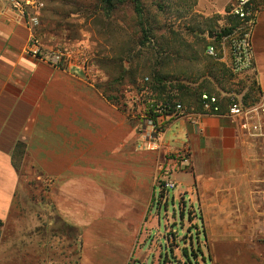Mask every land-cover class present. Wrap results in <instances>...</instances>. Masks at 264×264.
<instances>
[{"label": "crops", "instance_id": "crops-1", "mask_svg": "<svg viewBox=\"0 0 264 264\" xmlns=\"http://www.w3.org/2000/svg\"><path fill=\"white\" fill-rule=\"evenodd\" d=\"M31 34L30 21L10 0H0V264H33L27 254L35 264H53L52 229L40 222L24 228L18 221L17 238L5 248L11 215L23 219L12 210L21 179L15 166L39 174L57 217L77 232L71 247L77 258L67 264H135L155 221L158 163L170 169L182 200L185 194L198 200L204 262L264 264V136H250L239 119L185 109L160 120L159 148L150 151L131 99L121 110L93 80V70L34 57ZM253 44L264 93V12ZM185 148L187 167L173 159Z\"/></svg>", "mask_w": 264, "mask_h": 264}, {"label": "rangeland", "instance_id": "rangeland-1", "mask_svg": "<svg viewBox=\"0 0 264 264\" xmlns=\"http://www.w3.org/2000/svg\"><path fill=\"white\" fill-rule=\"evenodd\" d=\"M140 1L147 38L130 0L118 4L112 12H106L101 0H36V6L42 7H27L24 16L28 21L38 19L34 34L44 51L68 52L61 67L76 63L93 70V80L121 110H128L125 99H131L132 105L135 100L145 105L148 92L157 95L153 91L155 74L162 76L167 93L180 102L195 104L203 91L219 96L226 105L232 100L258 102V94L244 99L257 82L255 73L234 75L221 44L216 58L206 53V46L229 26L235 0ZM178 84L187 88L184 94L178 92ZM131 109L138 117L137 107ZM49 189L37 172L24 166L12 209L21 212L23 219L15 220L11 215L5 228V248H11L17 238L13 229L18 221L24 228L33 224L38 227L40 222L52 229V263L67 264L77 258L71 247L78 241V234L57 217L49 201ZM179 191L180 186L168 193L160 186L155 188V221L141 239L135 264H210L208 258L204 262L207 238L198 200L192 201L188 194L182 200ZM24 251L29 252L27 246ZM25 260L37 263L28 254Z\"/></svg>", "mask_w": 264, "mask_h": 264}, {"label": "built area", "instance_id": "built-area-1", "mask_svg": "<svg viewBox=\"0 0 264 264\" xmlns=\"http://www.w3.org/2000/svg\"><path fill=\"white\" fill-rule=\"evenodd\" d=\"M10 3L23 16L27 7H34L37 4L36 0H10ZM36 7H42V5L39 4ZM262 12H264V1L262 0H235L232 4L229 15L235 24L222 38L221 46L224 49V59L228 61L232 73L236 76L255 73L256 71L253 37ZM30 24L32 34L29 38V53L40 60L60 66L63 60L69 56V53L60 50L44 51L34 34V27L38 25V19L36 17L31 18ZM206 53L209 57L216 58L218 56V50L213 45L207 47ZM143 93L147 92L143 91ZM201 101V114L230 116L239 119L250 136H264V93L262 91L258 102L249 106L232 100L223 110L220 99L208 94H203ZM134 105L137 107L139 130L148 139L147 149L155 151L159 148L158 136L163 133L164 127L160 120L163 117L181 114L184 112V108L180 103H177L174 112L166 114L165 108L158 107L154 111V114H159L155 119L148 113L142 102L135 100L132 107ZM173 157L176 162L184 167L191 164V152L188 148L174 152ZM157 170L159 172L156 178L157 186H160L164 193L174 191L177 188V183L172 179L170 169L167 168L166 164L158 163Z\"/></svg>", "mask_w": 264, "mask_h": 264}, {"label": "trees", "instance_id": "trees-1", "mask_svg": "<svg viewBox=\"0 0 264 264\" xmlns=\"http://www.w3.org/2000/svg\"><path fill=\"white\" fill-rule=\"evenodd\" d=\"M124 1L125 0H101L102 4L105 7L106 12L114 11L115 8L118 6V4H120ZM130 1H132L134 4V12H135L136 17L138 19V24H139V26H140L143 34H144V37L147 38V30L144 27V10H143L141 1L140 0H130ZM230 11H231V9H230ZM228 17L230 19L229 20V26L226 29H224L222 31V33H220L215 40H212L206 46V48L210 45H213L218 50V47L221 44L222 38L228 33L230 27L234 26V24H235L232 17L230 15ZM154 79H155V82L153 84L154 85L153 91L154 92L156 91L157 95H154L152 92H148L147 96H149V95L150 96L148 98L147 103L145 104V107H146V110L148 111V113L150 115H152L155 119L159 115V114H154L155 109H157L158 107L165 108L166 109L165 113L170 114V113L174 112L176 104L180 103L183 106L184 110L185 109H193V110H197L198 112H201V110H202V101H201L202 95L208 94L210 96H216L210 92H204L203 91V92H200L199 95H197V92H195L197 95V100H196L195 104H192L190 101L180 102V101H177L174 96H171L170 94H168L169 91H167V87L164 83L162 76H160L159 74H155ZM177 87H178V92H180L181 94L182 93L184 94V91L187 90V88L185 86H180V84H178ZM195 93H194V95H195ZM255 94H258V96H260V94H261V88L256 81L253 83V86L249 89V92L245 95L244 99H246L248 97H252ZM216 97L219 98V96H216ZM241 103L244 106H249V105L253 104V103L249 104L247 101H242ZM220 104H221L222 109L224 110L226 107V104L221 99H220ZM18 152L20 153L21 157H23L22 155L24 154V149L22 147L19 148ZM15 168H17V170H19L21 172V166H15ZM163 194L164 193H162V197H164ZM2 225L3 224L0 221V228L2 227Z\"/></svg>", "mask_w": 264, "mask_h": 264}]
</instances>
